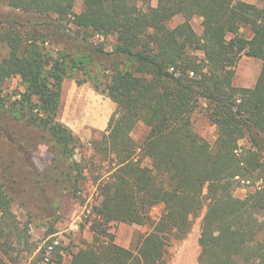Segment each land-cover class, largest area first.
<instances>
[{
  "label": "trees",
  "instance_id": "obj_1",
  "mask_svg": "<svg viewBox=\"0 0 264 264\" xmlns=\"http://www.w3.org/2000/svg\"><path fill=\"white\" fill-rule=\"evenodd\" d=\"M78 1L7 3L66 37H72L67 32L72 24L79 31L116 38L113 52L79 41L90 60L116 54L125 61L115 62L102 90L117 109L101 138L92 142L91 165L75 159L79 138L57 122L68 62L46 51L35 29L27 30L34 24L0 21V48L8 51L0 59V133L17 146L9 128L18 113L5 109L1 95L6 81L19 76L25 91L17 103L38 114L27 121L49 132L56 156L55 167L44 173L32 170L40 189L29 202L30 218L48 220L50 193L57 203L54 212L64 198H78L86 173L98 167L105 172L92 178L98 200L90 228L93 241L72 255V264H168V247L188 236L204 207L199 264H264V185L245 198L235 196L240 182H264V0H259L262 8L241 0H81L85 9L76 13ZM177 16L184 22L169 27ZM195 16L203 19L201 37L190 23ZM243 28L251 38L241 34ZM243 54L262 61L251 88L233 83L234 65ZM197 110L216 127L213 146L194 130ZM105 123L106 111L100 117L101 126ZM140 123L147 129L143 146L132 136ZM243 140L248 146H241ZM26 161L32 168L31 159ZM16 183L6 168L0 169V247L6 252L26 234L19 236L12 212L19 195ZM40 199L47 202L45 208ZM160 205L162 215L153 222L150 212ZM112 223L151 230L135 248H125L115 242Z\"/></svg>",
  "mask_w": 264,
  "mask_h": 264
},
{
  "label": "rangeland",
  "instance_id": "obj_2",
  "mask_svg": "<svg viewBox=\"0 0 264 264\" xmlns=\"http://www.w3.org/2000/svg\"><path fill=\"white\" fill-rule=\"evenodd\" d=\"M256 2L258 7H263L262 2L259 0ZM74 7L76 13H81L85 9L81 0ZM7 18H15L21 23H26V25L34 24L27 30L35 29L41 39L46 42L44 45L46 51L54 58L61 61L66 59L68 62L67 78L62 85V100L57 122L68 127L79 138L75 159H83L85 164L87 160L88 164L91 165L89 162L93 154L92 142L99 140L101 134L107 129H96L91 125L102 127L100 117L106 109L108 122L117 109V105L102 90L111 79V71L115 62L124 64L125 61L117 57L116 54L112 57H93L94 59L90 60L87 58L89 53L82 49L79 41L85 40L87 43L102 47L106 52H113L116 46V38L112 36L101 37L93 34L92 31H79L72 24L67 26V32L72 37H66L62 31L53 26L42 24L41 19L21 14L10 8L7 0H0V21ZM183 22L184 18L177 16L168 26L173 28ZM190 23L195 33L201 37L204 32L203 19L195 16ZM241 34L246 38L251 37L247 28H243ZM74 36L78 38V41L74 39ZM7 54V48H0V59L5 58ZM198 55L203 58V53H198ZM234 69V85L240 88H251L259 78L262 61L243 54L234 65ZM96 85L99 86L100 90L96 89ZM24 91L25 85L18 76L6 81L1 95L4 99L5 109L9 113L11 110L18 113L19 119L12 124L9 122L11 124L9 129L15 135L17 146L12 145L6 136L0 133V169L6 168L9 176L17 180L15 186L19 195L12 204V212L18 223L19 236L23 235L22 231L26 233L24 235L26 238L23 236L22 239L16 237L7 252L0 247L1 261L2 264H43L40 252L52 241L58 240L59 248L49 264H72V255L93 241V233L90 228L92 219L95 217L93 207L98 203V200L95 194L96 186L93 184L92 178L93 176H102L105 170L95 167L91 172L86 173V179L80 185L82 191L78 193L79 197L64 198L59 205L60 208L55 212L52 206L56 200H52L50 193L48 199H51H46L51 214L47 218L48 220L39 219L35 216L30 218L29 202L38 194L37 191L40 189V184L36 181L32 170L44 173L46 170L55 167L56 156L49 142L51 138L49 132L41 127L31 125L27 121L33 114H38L31 113L27 104L22 106L17 103L18 100H21L20 94ZM192 120L196 133L212 146L215 145L217 130L205 113L200 110L193 112ZM132 136L139 146H143L147 138L146 127L140 123L133 130ZM241 146H248L247 140H243ZM27 158L31 159L32 168L26 161ZM94 161L98 162V159ZM262 185L264 182H240L235 190V196L245 198L250 192ZM46 189L49 191L50 186H46ZM39 201L43 207L47 204V202H43V199ZM163 208L164 206L160 205L151 210V221L157 222L159 220ZM205 213L206 207L199 216L192 220V229L185 239L173 240L170 244L166 254L168 264H199L201 220H203ZM109 230L117 244L125 248H135L140 236L150 232L151 228L148 225L112 223Z\"/></svg>",
  "mask_w": 264,
  "mask_h": 264
},
{
  "label": "built area",
  "instance_id": "obj_3",
  "mask_svg": "<svg viewBox=\"0 0 264 264\" xmlns=\"http://www.w3.org/2000/svg\"><path fill=\"white\" fill-rule=\"evenodd\" d=\"M59 246V241L54 240L46 247L43 264H49L55 256V250Z\"/></svg>",
  "mask_w": 264,
  "mask_h": 264
},
{
  "label": "crops",
  "instance_id": "obj_4",
  "mask_svg": "<svg viewBox=\"0 0 264 264\" xmlns=\"http://www.w3.org/2000/svg\"><path fill=\"white\" fill-rule=\"evenodd\" d=\"M241 1H245V2L250 3V4H253V5H256L257 4L256 0H241ZM106 115H107V109H106ZM108 124H109V122H108V120H106V123L102 127H98V126L91 125V124L90 125L91 126H94L96 129H103L104 130V129H106L108 127Z\"/></svg>",
  "mask_w": 264,
  "mask_h": 264
}]
</instances>
